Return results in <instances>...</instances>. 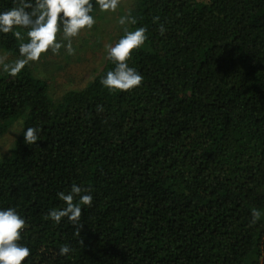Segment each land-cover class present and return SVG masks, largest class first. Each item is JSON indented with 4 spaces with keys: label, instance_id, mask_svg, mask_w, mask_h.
Wrapping results in <instances>:
<instances>
[{
    "label": "trees",
    "instance_id": "1",
    "mask_svg": "<svg viewBox=\"0 0 264 264\" xmlns=\"http://www.w3.org/2000/svg\"><path fill=\"white\" fill-rule=\"evenodd\" d=\"M129 15L147 36L127 61L138 88L106 89L109 59L59 100L26 68L0 77V138L24 118L0 209L25 218L26 264H264V0H137ZM22 42L0 33L14 55ZM72 184L93 195L81 226L46 219Z\"/></svg>",
    "mask_w": 264,
    "mask_h": 264
},
{
    "label": "clouds",
    "instance_id": "2",
    "mask_svg": "<svg viewBox=\"0 0 264 264\" xmlns=\"http://www.w3.org/2000/svg\"><path fill=\"white\" fill-rule=\"evenodd\" d=\"M118 3L119 0H95L101 11H115ZM93 10V0H36L34 5L21 0V6L0 11V33L13 32L23 40L21 32L14 30L25 29L27 36V42L20 43L18 49L22 58L14 63L0 61V68L10 76H16L27 64L39 61L42 54L49 50L53 54H59L63 48L68 55H74L72 39L81 30L92 28L95 23ZM119 23L135 24L136 20L129 15L122 17ZM165 31L161 25L160 32L163 34ZM145 33L146 29L143 27L136 28L135 31L125 29V35L115 46H106L107 58L115 67L101 78L100 83L109 91L128 92L142 85L144 77L130 67L127 61L134 50L144 45L147 40ZM40 131L39 128H27L23 132L24 141L35 144L40 140ZM57 196L64 202V207L52 209L46 219L60 224L63 218H67L73 225L81 226L82 210L90 207L93 202L90 190L72 184L69 191L59 192ZM252 216L255 223L260 213L254 210ZM25 226V218L15 208L0 209V264H26L30 249L19 243ZM70 251L69 246L63 245L59 254L65 256Z\"/></svg>",
    "mask_w": 264,
    "mask_h": 264
},
{
    "label": "rangeland",
    "instance_id": "3",
    "mask_svg": "<svg viewBox=\"0 0 264 264\" xmlns=\"http://www.w3.org/2000/svg\"><path fill=\"white\" fill-rule=\"evenodd\" d=\"M137 0H119L115 11H93L95 23L91 29L81 30L72 39L74 55H68L63 48L59 54L50 50L42 54L39 61L30 62L26 69L37 79L45 82L52 98L59 100L65 93L83 90L102 72L108 60L107 47L115 46L125 25L119 23L122 17L128 16ZM59 35V34H58ZM27 42V36L22 35ZM61 40L62 36L59 37ZM22 57L0 49V61L14 63ZM8 74L0 68V77ZM24 125V118L12 123L8 132L0 138V159L7 157L15 148Z\"/></svg>",
    "mask_w": 264,
    "mask_h": 264
}]
</instances>
